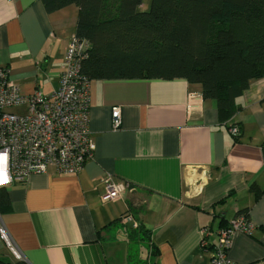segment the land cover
Returning <instances> with one entry per match:
<instances>
[{
    "label": "crops",
    "instance_id": "1",
    "mask_svg": "<svg viewBox=\"0 0 264 264\" xmlns=\"http://www.w3.org/2000/svg\"><path fill=\"white\" fill-rule=\"evenodd\" d=\"M78 8L46 12L41 0H0V65L20 92L49 93L58 86L65 46ZM237 111L218 119L216 103L184 79L91 80L89 132L92 158L77 174H32L6 187L9 209L0 215L21 259L28 264H144L149 230L156 264H209L219 228L246 211L251 234L232 233L226 256L264 264V77L236 98ZM120 107V127L111 109ZM236 124L239 135H231ZM133 185L102 202L103 180ZM260 190L255 196L250 186ZM133 197L137 223L112 224ZM202 228H207L204 236ZM137 231V232H136ZM114 232V233H113ZM114 238L109 257L104 240ZM136 247L124 245V238ZM206 247H201V239ZM0 253L10 259L0 239Z\"/></svg>",
    "mask_w": 264,
    "mask_h": 264
},
{
    "label": "trees",
    "instance_id": "2",
    "mask_svg": "<svg viewBox=\"0 0 264 264\" xmlns=\"http://www.w3.org/2000/svg\"><path fill=\"white\" fill-rule=\"evenodd\" d=\"M46 12L78 8L74 36L86 47L81 71L91 80L184 79L198 83L204 99L216 103L218 119L229 120L235 100L252 79L264 77V0H41ZM235 126L237 135L239 127ZM264 159V144L261 147ZM133 186V185H132ZM134 188V187H133ZM250 190L258 195L256 184ZM127 199L124 215L141 205ZM9 209L6 187H0V215ZM248 218L246 211L238 212ZM124 224V223H122ZM137 232V231H136ZM149 247L144 264H156L157 250L149 230L138 225ZM0 264H28L0 253Z\"/></svg>",
    "mask_w": 264,
    "mask_h": 264
},
{
    "label": "built area",
    "instance_id": "3",
    "mask_svg": "<svg viewBox=\"0 0 264 264\" xmlns=\"http://www.w3.org/2000/svg\"><path fill=\"white\" fill-rule=\"evenodd\" d=\"M86 42L72 35L65 46L64 61L58 74V86L49 93L35 90L20 92L9 77L7 67L0 65V187L21 183L32 174H77L92 158L94 142L89 132L90 78L81 71V57ZM22 111L13 112L14 108ZM113 129L120 127V107L111 109ZM232 135L237 128H230ZM102 202H110L131 192L128 183H115L110 176L103 180ZM122 223H137L130 214ZM239 230L251 234L253 225L243 214L237 213L225 227L219 228L217 241L210 248L209 264H241L230 260L226 251L232 233ZM203 236L208 233L202 228ZM0 239L14 258L19 251L0 222ZM201 247H206L204 238Z\"/></svg>",
    "mask_w": 264,
    "mask_h": 264
},
{
    "label": "rangeland",
    "instance_id": "4",
    "mask_svg": "<svg viewBox=\"0 0 264 264\" xmlns=\"http://www.w3.org/2000/svg\"><path fill=\"white\" fill-rule=\"evenodd\" d=\"M149 3H150V0H143V3H142V7H141V9H142V10H146V9H148V7H149ZM11 111H13V112H19V111H22V109H21V107H20V108H14V109H12ZM113 233H114V232H113ZM115 235H116V234H115ZM114 238H115L116 243H117V239L120 238V236H117V235H116L115 237H112L111 239H113V240H110V239H106V240H104V245H105V248H106V250H107V252H108L109 257H111V255H114V254L111 253V251H112L111 245L113 246ZM124 240H125V241L123 242V244H124V245H127V246H129V247H131V249L135 248L136 245H137L136 240H135L134 238H132V237H126V238H124ZM5 248L7 249L6 246H5ZM7 251H8V253L13 257V255L9 252L8 249H7ZM13 258H14V257H13Z\"/></svg>",
    "mask_w": 264,
    "mask_h": 264
},
{
    "label": "bare ground",
    "instance_id": "5",
    "mask_svg": "<svg viewBox=\"0 0 264 264\" xmlns=\"http://www.w3.org/2000/svg\"><path fill=\"white\" fill-rule=\"evenodd\" d=\"M232 135V134H231ZM237 135V134H236Z\"/></svg>",
    "mask_w": 264,
    "mask_h": 264
}]
</instances>
